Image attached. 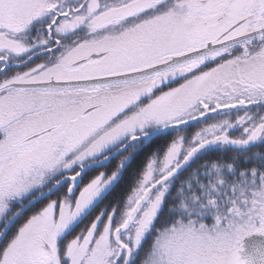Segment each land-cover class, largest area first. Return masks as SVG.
Segmentation results:
<instances>
[{"label": "snow or ice", "instance_id": "1", "mask_svg": "<svg viewBox=\"0 0 264 264\" xmlns=\"http://www.w3.org/2000/svg\"><path fill=\"white\" fill-rule=\"evenodd\" d=\"M0 264H264V0H0Z\"/></svg>", "mask_w": 264, "mask_h": 264}]
</instances>
